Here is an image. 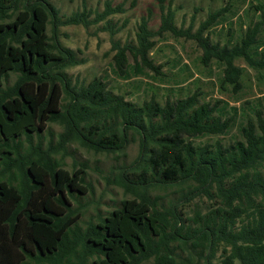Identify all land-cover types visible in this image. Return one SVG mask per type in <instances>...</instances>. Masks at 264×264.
<instances>
[{
    "label": "trees",
    "instance_id": "trees-1",
    "mask_svg": "<svg viewBox=\"0 0 264 264\" xmlns=\"http://www.w3.org/2000/svg\"><path fill=\"white\" fill-rule=\"evenodd\" d=\"M155 1L161 12L158 29H149L147 17L142 16L135 44L112 45L118 75L126 76L127 52L133 59L132 69L160 73L149 51L154 37L164 32L193 39L201 49L203 65L214 61L221 67V80L233 92L242 82L235 58L242 57L259 73L264 69L262 4L254 7L260 18L246 25L238 39L221 43L212 40L210 30L236 16L230 4L209 12L192 31L191 26H176L174 9L165 5L168 0ZM122 11L121 6L107 2L93 18L88 9L62 17L48 0H25L11 22L0 23V264H32V260L74 264L79 241L78 264H85L86 256L92 254H98L93 264H140L151 255L152 264H178L170 255L174 249L170 243L187 244L189 238L205 246L209 255L223 245L220 260L213 263L207 256L206 264H235L236 259L241 264H264V106H255L253 115L240 126V139L227 144L221 139L194 143V138L222 135L232 127L234 116L221 112L220 100L205 101L193 92L167 97L163 103L154 96L137 103L111 91L101 76L85 84L67 74L68 67L83 61L60 43L59 26L87 27ZM106 28L111 34L118 30L110 24ZM10 72L17 73L15 81L1 87ZM49 123L60 124L62 131L55 146L41 151L32 139L40 137ZM23 138L29 144L27 155L21 154ZM135 140L137 155L124 167L134 177L122 171L118 181L132 197L81 230L75 222L79 215L66 194L87 192L81 183L83 169L68 171L50 154L72 141L89 150L118 153ZM171 186L207 195L217 205L196 214L195 226L184 228L178 225L174 210L158 209L148 193L153 187ZM21 215L26 220L25 238L34 251L20 236Z\"/></svg>",
    "mask_w": 264,
    "mask_h": 264
},
{
    "label": "rangeland",
    "instance_id": "rangeland-1",
    "mask_svg": "<svg viewBox=\"0 0 264 264\" xmlns=\"http://www.w3.org/2000/svg\"><path fill=\"white\" fill-rule=\"evenodd\" d=\"M25 0H0V23L11 22L20 10L23 9ZM59 10L62 17L76 11L88 9L92 12L90 18L97 12H102L107 2L112 6H121L122 12L114 13L97 23L85 27L82 24H65L59 26L57 37L60 43L73 50L79 60L83 62L66 69L73 81L88 83L94 76H101L106 81L108 88L114 93L122 94L126 99L141 103L143 100L154 96L158 102L163 103L167 97H184L198 92L200 98L205 101L220 100V110L225 115H233L234 122L228 132L222 135L203 136L194 138V143L212 142L221 139L225 144L241 138L240 126L248 116H252L253 109L259 104L264 106V69L259 73L248 66L242 57L235 58L234 62L241 67V88L233 92L232 86L221 80L222 69L214 61L209 66L201 62V49L193 39L176 37L170 32H164L154 37L155 44L149 51V57L156 65H160V73L148 69H132L133 59L127 52L129 65L126 76L118 75L113 67L112 57L115 49L112 45L118 42L120 45L135 44L136 31L142 16L147 17L148 27L157 30L160 24V9L155 0H48ZM169 5L175 11V24L177 27L195 31L199 23L206 19L209 12L224 5L230 4L235 10L236 16L224 21L210 30L212 40L223 43L226 40L235 41L242 29L250 22L260 18V12L255 10V5L262 4L264 0H168ZM110 24L112 29L118 28L111 34L106 28ZM51 35V24L48 26ZM264 52V29L261 31ZM17 77V73L10 72L4 79L1 87L11 85ZM62 126L58 123H49L41 136H33L32 145L40 147L41 151L47 150L51 145L55 146L58 134ZM21 154L29 153V144L22 139ZM138 152V141H132L124 152L109 153L86 149L77 142L66 144L65 149H60L50 154V158L57 161L60 166L73 171L82 168V185L87 192L73 195L66 194L73 212L78 213L76 225L85 229L88 223L96 224L97 221L108 215L114 208L121 206V201L132 195L126 192L119 184V176L126 171L129 178L134 177L126 170L134 160ZM126 167V169L124 168ZM16 172V169H13ZM18 177V176H17ZM16 181L18 182L19 180ZM15 182V180H14ZM49 179H47V187ZM151 198L157 203L160 210L172 209L179 221L178 225L186 228L188 225H196V214H205L213 209L217 202L207 195H194L187 193L186 187L171 186L167 188L153 187L148 190ZM169 218L171 216L169 215ZM26 220L23 215L19 219L20 236L24 239L29 249L34 247L25 238ZM73 225L68 228L69 238L73 241ZM185 230V229H184ZM184 230L181 233L184 237ZM189 238L187 244L178 242L170 243L174 246L170 255L178 264H206V260L216 263L220 260L222 244H218L213 252L203 245L193 244ZM76 246V256L72 261L78 264L77 255L82 251L81 241ZM37 251V250H36ZM35 251V252H36ZM29 256V255H28ZM98 254L86 256L85 264H93ZM30 257V256H29ZM33 257L31 256L30 259ZM153 255L141 260L140 264H152ZM32 264H36L34 260ZM235 264H241L238 259Z\"/></svg>",
    "mask_w": 264,
    "mask_h": 264
}]
</instances>
